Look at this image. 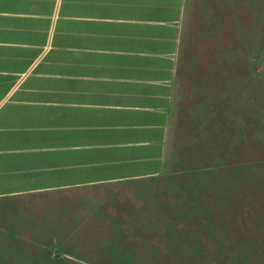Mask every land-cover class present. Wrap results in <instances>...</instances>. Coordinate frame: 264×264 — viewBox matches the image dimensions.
<instances>
[{
  "label": "crops",
  "instance_id": "1",
  "mask_svg": "<svg viewBox=\"0 0 264 264\" xmlns=\"http://www.w3.org/2000/svg\"><path fill=\"white\" fill-rule=\"evenodd\" d=\"M228 7L0 0V198L143 183L171 168L176 132H212L210 110L197 113L208 97L184 102Z\"/></svg>",
  "mask_w": 264,
  "mask_h": 264
},
{
  "label": "rangeland",
  "instance_id": "2",
  "mask_svg": "<svg viewBox=\"0 0 264 264\" xmlns=\"http://www.w3.org/2000/svg\"><path fill=\"white\" fill-rule=\"evenodd\" d=\"M228 4L184 102L208 97L212 132H176L143 183L0 198V264H264V0Z\"/></svg>",
  "mask_w": 264,
  "mask_h": 264
}]
</instances>
